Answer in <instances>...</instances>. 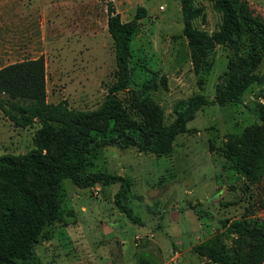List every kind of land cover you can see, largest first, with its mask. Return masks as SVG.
Segmentation results:
<instances>
[{
  "label": "rangeland",
  "instance_id": "1",
  "mask_svg": "<svg viewBox=\"0 0 264 264\" xmlns=\"http://www.w3.org/2000/svg\"><path fill=\"white\" fill-rule=\"evenodd\" d=\"M106 1L0 0V68L41 56L48 102L65 99L77 111L96 109L116 79ZM111 1L122 21L130 20L138 6L146 9L130 38L134 82L117 94L130 119L141 117L133 88L148 93L161 108L165 124L174 119L178 99L196 92L214 97L227 69L228 49L213 46L211 69L200 85L184 23L186 18L193 29L212 37L222 22L217 0ZM240 1L264 23V0ZM241 36L245 52L249 40L244 24ZM262 55L259 72L264 71V46ZM252 109L264 112V83L251 84L239 103L201 108L167 153L102 147L90 169L126 179L129 205L143 224L132 223L116 208L113 195L118 184L81 188L65 178L64 221L53 223L51 238L37 243L29 259H16L15 264H136L135 254L143 250L159 264H216L193 250L206 241L221 250L226 264H264V257L253 253L252 240L229 233L221 223L243 219L253 226L264 224V163L253 158L245 174L224 154L264 151V123ZM40 129L38 120L16 126L0 110V155L30 150L55 154L59 139L44 138ZM24 189L36 193L29 180L0 181V194L20 209L19 193Z\"/></svg>",
  "mask_w": 264,
  "mask_h": 264
},
{
  "label": "trees",
  "instance_id": "2",
  "mask_svg": "<svg viewBox=\"0 0 264 264\" xmlns=\"http://www.w3.org/2000/svg\"><path fill=\"white\" fill-rule=\"evenodd\" d=\"M217 7L222 13V22L212 37L193 29L186 18L184 32L194 71L201 74L200 85L211 69L209 55L215 44H222L228 49L227 69L212 99L200 92L178 99L173 105L175 117L169 124L164 123L161 108L143 89H132L141 112L139 120L126 115L117 95L134 82L130 38L136 30L137 21L146 13L143 6L136 8L130 20L122 21L112 1H106V25L113 40L116 79L108 86L104 100L96 109L77 111L69 108L65 99L48 102L41 56L0 68V110L16 126H29L38 120L41 124L39 133L44 138H58L60 141L53 155L44 156L36 150L22 155H0V181L29 180L36 191H20L23 209L0 194V264H15L16 259H29L37 243L51 238L50 226L64 221L62 180L65 178L81 188L95 183L118 184L113 195L116 208L132 223L143 224L129 205L126 179L104 170L90 169L98 151L104 146H133L156 154L167 153L176 136L187 130V123L201 108L239 103L251 84L264 83V71H258L263 57L264 23L256 21L240 0H217ZM243 24L249 40L245 52L241 36ZM251 111L264 123L263 111ZM224 154L236 171L245 174L253 158L264 163V151L224 150ZM197 212L198 216L203 215ZM64 223L69 224L68 221ZM221 223L229 233L252 240L255 256L264 257V224L253 226L243 219H223ZM193 250L203 252L213 263L226 264L221 250L209 241L194 246ZM135 261L136 264H159L153 255L144 250L135 254Z\"/></svg>",
  "mask_w": 264,
  "mask_h": 264
},
{
  "label": "water",
  "instance_id": "3",
  "mask_svg": "<svg viewBox=\"0 0 264 264\" xmlns=\"http://www.w3.org/2000/svg\"><path fill=\"white\" fill-rule=\"evenodd\" d=\"M150 195V194H149Z\"/></svg>",
  "mask_w": 264,
  "mask_h": 264
}]
</instances>
